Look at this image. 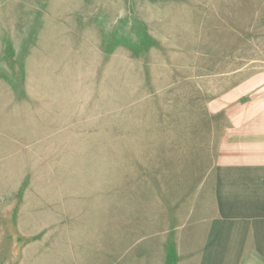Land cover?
Segmentation results:
<instances>
[{"label":"rangeland","instance_id":"1","mask_svg":"<svg viewBox=\"0 0 264 264\" xmlns=\"http://www.w3.org/2000/svg\"><path fill=\"white\" fill-rule=\"evenodd\" d=\"M256 74L264 0H0V154L27 264H163L148 237L192 203L223 124L204 100Z\"/></svg>","mask_w":264,"mask_h":264},{"label":"crops","instance_id":"2","mask_svg":"<svg viewBox=\"0 0 264 264\" xmlns=\"http://www.w3.org/2000/svg\"><path fill=\"white\" fill-rule=\"evenodd\" d=\"M204 102L212 118L223 120L210 166L197 181L192 203L178 204L168 226L165 222L148 237L147 255L163 264L167 256L172 264H264V74ZM4 159L1 153L0 264H27L26 204H10ZM12 209L18 210L14 229ZM151 239H156L154 251Z\"/></svg>","mask_w":264,"mask_h":264}]
</instances>
